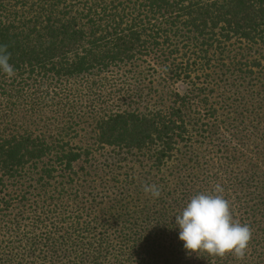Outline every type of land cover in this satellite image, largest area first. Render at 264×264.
<instances>
[{
  "label": "trees",
  "instance_id": "1",
  "mask_svg": "<svg viewBox=\"0 0 264 264\" xmlns=\"http://www.w3.org/2000/svg\"><path fill=\"white\" fill-rule=\"evenodd\" d=\"M178 42L190 55L178 58ZM234 45L240 52L224 73L232 69L264 89L263 56L250 60L243 54L264 52V0H0V46L14 68L11 77L0 72V94L11 97L13 88L1 86L6 79L32 85L35 94L135 60L157 62L185 85L183 96L174 92V103L152 114H109L105 107L91 120L96 146L146 152L159 166L177 139L197 126L188 117L191 104L197 105L192 98H200L210 122L217 120L218 104L208 98L213 91L190 84V73ZM210 79L204 74V82ZM60 142L27 130L0 134V264H264V178L256 173L230 171L217 181L205 173L167 193L160 190L152 202L125 204L123 196L106 207L84 189L91 152ZM215 183L233 219L251 230L243 257L188 253L178 238L174 216Z\"/></svg>",
  "mask_w": 264,
  "mask_h": 264
},
{
  "label": "rangeland",
  "instance_id": "2",
  "mask_svg": "<svg viewBox=\"0 0 264 264\" xmlns=\"http://www.w3.org/2000/svg\"><path fill=\"white\" fill-rule=\"evenodd\" d=\"M177 44L179 59L184 54L185 57L190 55L185 43ZM237 48L234 45L225 48V52L213 49L215 52L212 50L210 56L216 52L222 55H213L210 66L197 65L191 71L190 84L199 88L206 86L213 91L208 98L211 103L218 104V118L216 121L211 118L210 122L207 111L198 103L200 98H192L190 101L195 100L197 105L191 104L188 117H194L197 126L188 137L177 139L170 158L162 159L159 166L146 152L96 146L91 120L92 116L104 112L152 114L172 105L177 99L174 92L184 95L185 85L178 76L149 59L135 60L74 82L68 80L67 84H62L65 87L46 85L35 94H31V90L36 89L32 85L4 80L1 86L5 84L6 90L13 89L11 97L0 94V134L5 136L27 130L34 136H45L48 141L57 139L62 145L86 147L91 152L87 169L91 173L84 189L102 198L106 207L123 196H128L125 204L136 198L152 202L151 194L144 191L146 185H156L167 193L184 182L190 183L192 178L201 180L205 173L215 181L218 177L225 178L230 171L238 176L253 172L263 179L264 89L259 88L257 81L242 80L232 69L224 73L231 65V57L240 52ZM243 54L250 60L261 56L264 60V52L256 48ZM262 72L264 74V68ZM204 74H211L208 83L204 82ZM68 89L70 91L66 92ZM59 100L61 104L57 105ZM105 107L107 109L102 112ZM212 123H218L221 128L212 129ZM153 149L156 150V146ZM43 162V166L48 164V160ZM234 190L231 193L236 196L238 190Z\"/></svg>",
  "mask_w": 264,
  "mask_h": 264
},
{
  "label": "clouds",
  "instance_id": "3",
  "mask_svg": "<svg viewBox=\"0 0 264 264\" xmlns=\"http://www.w3.org/2000/svg\"><path fill=\"white\" fill-rule=\"evenodd\" d=\"M9 59L10 53L6 47L0 46V72L11 77L14 68ZM144 191L153 198L160 196V189L156 185H146ZM222 193L220 185H216L211 192L198 193L174 216V227L179 230L178 238L186 252H206L218 257L232 253L243 257L251 230L248 225L233 219L229 202Z\"/></svg>",
  "mask_w": 264,
  "mask_h": 264
}]
</instances>
